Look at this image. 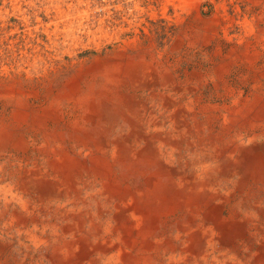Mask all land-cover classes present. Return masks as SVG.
<instances>
[{
	"label": "bare ground",
	"instance_id": "1",
	"mask_svg": "<svg viewBox=\"0 0 264 264\" xmlns=\"http://www.w3.org/2000/svg\"><path fill=\"white\" fill-rule=\"evenodd\" d=\"M153 69L131 70L157 91L154 110L117 94L70 101L85 107L68 121L32 117L68 128L45 136L48 157H0V264H264V108L213 103L196 78Z\"/></svg>",
	"mask_w": 264,
	"mask_h": 264
},
{
	"label": "rangeland",
	"instance_id": "2",
	"mask_svg": "<svg viewBox=\"0 0 264 264\" xmlns=\"http://www.w3.org/2000/svg\"><path fill=\"white\" fill-rule=\"evenodd\" d=\"M137 65L194 77L213 103L264 108V0H0V133L30 141L20 152L0 143V157H48L38 152L45 136L68 128L50 120L38 130L32 117L68 121L85 107L70 101L117 94L154 110L157 91L135 84ZM255 130L258 157L264 120Z\"/></svg>",
	"mask_w": 264,
	"mask_h": 264
}]
</instances>
